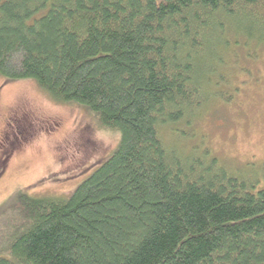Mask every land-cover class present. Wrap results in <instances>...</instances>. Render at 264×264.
<instances>
[{"label": "trees", "instance_id": "obj_1", "mask_svg": "<svg viewBox=\"0 0 264 264\" xmlns=\"http://www.w3.org/2000/svg\"><path fill=\"white\" fill-rule=\"evenodd\" d=\"M250 43L264 51V0H0V77L119 134L67 199L0 208V264H264V185L176 127L230 99V72L264 57Z\"/></svg>", "mask_w": 264, "mask_h": 264}, {"label": "rangeland", "instance_id": "obj_2", "mask_svg": "<svg viewBox=\"0 0 264 264\" xmlns=\"http://www.w3.org/2000/svg\"><path fill=\"white\" fill-rule=\"evenodd\" d=\"M250 43L246 51H264ZM259 48V49H258ZM230 87L203 109L180 134L178 147H201L226 168L258 178L264 185V57L237 64ZM232 94V95H231ZM231 95V96H230ZM196 131V133L194 132ZM163 134L166 141L171 136ZM169 139H168V138ZM119 134L103 128L90 112L54 102L33 81L6 82L0 77V208L17 192L32 198L67 199L115 152ZM197 145V144H196ZM7 213L0 214V241L6 234Z\"/></svg>", "mask_w": 264, "mask_h": 264}]
</instances>
